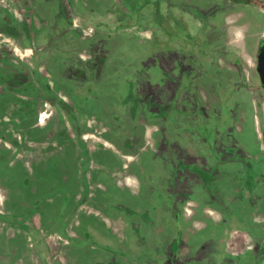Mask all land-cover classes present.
I'll use <instances>...</instances> for the list:
<instances>
[{
	"label": "rangeland",
	"instance_id": "1",
	"mask_svg": "<svg viewBox=\"0 0 264 264\" xmlns=\"http://www.w3.org/2000/svg\"><path fill=\"white\" fill-rule=\"evenodd\" d=\"M56 1L29 0L31 16L18 10L21 0L0 2V18L8 11L13 21L34 25L31 45L0 29V264H175L169 250L178 239L188 264H253L264 239V116L255 72L263 27H221L212 9L218 0H173L157 41L145 40L142 26L107 24L101 71L73 77L65 46L48 42L59 31ZM85 1L96 9V0ZM203 21L227 34L224 53L211 60L193 44ZM74 24L83 38L95 35ZM178 26L184 32L175 35ZM13 72H26L30 83L14 89L6 83ZM131 95L154 101L140 106ZM84 123L97 135L104 127L102 138L117 152L83 139ZM55 140L62 148L51 152L47 142ZM82 140L91 149L84 145L87 156L74 158L71 144ZM231 157L244 171L219 161ZM125 173L135 188L117 183ZM66 232L73 236L65 260L59 253L68 245L57 235ZM234 232L252 240L240 255L228 250Z\"/></svg>",
	"mask_w": 264,
	"mask_h": 264
},
{
	"label": "flooded vegetation",
	"instance_id": "2",
	"mask_svg": "<svg viewBox=\"0 0 264 264\" xmlns=\"http://www.w3.org/2000/svg\"><path fill=\"white\" fill-rule=\"evenodd\" d=\"M173 0H108V4H105V7L102 9L100 6H97L96 9H90L88 4L85 0H60L59 5H53V11L57 15L58 18L57 22H54V28H57L59 31L50 38L49 45L53 43V41H61L63 51L66 53V57H64L65 65H71L69 68V75L73 77L77 76H89V73L94 71V68H99L98 73L101 71L100 63H104L106 53L103 49L104 43L103 40L100 38L102 35L101 32H105V28L107 24L111 27L113 26L117 30L121 29H128L130 27H135V25H139L140 27H144V37L145 40L150 41H157V37H155L156 32H162L161 27H164L162 23V14L168 13L171 7V2ZM3 2V0H0ZM56 3L57 1L54 0ZM214 2V1H213ZM219 5H215L212 9L214 12H218L219 15V24L221 27L228 28L229 26L235 27L238 30H242L243 32H248L252 28L263 27L264 29V0H218ZM217 3V2H216ZM19 11L25 12L29 16L32 12L28 11L29 7V0H21L18 4ZM202 8H207L206 3H204ZM211 9V10H212ZM208 11V10H207ZM206 12V9H204ZM212 15L214 16V12L211 11ZM6 15H2L3 18H0V29L3 33L7 34L8 36L19 37L20 35L23 36V44L31 45V33L30 29L34 27L32 23L28 25L25 20L21 23H17L13 21V18L8 16V11H5ZM211 15V16H212ZM216 15V14H215ZM237 15V19L232 20L231 22L228 21V16ZM211 16L209 18H211ZM94 18V21H92ZM167 18L169 19L168 15ZM75 19L79 21L80 27L84 30V28L90 27L95 35H92L88 38H83L80 33L74 29V21ZM91 19V21H89ZM211 21V20H210ZM231 23V24H230ZM58 24L59 26H57ZM50 25V23H49ZM109 27V28H110ZM222 28L211 24L209 21L200 22L198 25V33L197 36L194 38L193 44L197 47V45H201L203 47L202 54H206L210 56V60L216 58L214 56L224 53V42L227 34L225 32V37L223 36V32L220 30ZM177 31H174L173 34H182L184 32V28L181 26L176 27ZM86 30V29H85ZM182 31V32H181ZM148 32V33H147ZM147 36V37H146ZM62 39V40H61ZM85 39V40H84ZM257 48L255 54V72L257 75V79L262 90L261 82L258 77V73L256 70L257 66V54L262 45H264V35L257 40ZM219 50H221L219 52ZM214 53V54H213ZM86 54L89 56L90 60H86ZM13 58V57H12ZM6 62L11 63L10 60L6 59ZM20 65L19 62H17ZM184 73H187L185 69ZM78 73L79 75H77ZM4 74L0 72V87L4 84ZM6 83L11 85L14 89L21 88L26 86L30 83L29 81V74L26 72L19 73L13 72L11 76L7 78ZM44 83V82H43ZM45 84V83H44ZM47 85V84H46ZM3 90V89H2ZM142 91V88H141ZM145 92L147 95H151L150 87L146 85ZM4 92H0V99H3ZM136 100L140 106L142 104L151 105L154 99L151 98L150 104L147 100H140L137 99L136 95L130 96ZM151 97V96H150ZM155 103V102H154ZM3 102L0 101V112L2 109ZM61 107L65 108L63 102H60ZM199 111L202 109L201 103H199ZM66 109L68 114L70 115V122L72 124L73 130L77 132V126L75 127V117L74 112L72 110ZM262 111H263V91H262ZM205 115V114H204ZM264 116V111H263ZM45 114H41L39 118V123H44ZM264 119V117H263ZM263 127H264V120L262 125V146L264 148V139H263ZM232 159V160H231ZM229 160H219L220 162H231V166L233 168L243 169V167L239 164V160L237 159V163L239 165H235L232 163L234 160L231 157ZM225 172V170H224ZM227 172V170H226ZM229 174V172H227ZM232 174H235L232 172ZM256 177L263 178V174H255ZM242 177V175H240ZM257 182H260L257 181ZM185 212L187 215H191V211ZM210 216H215L214 213L208 211ZM140 217V215H137ZM143 217V216H141ZM219 219V217H216ZM58 240H64V236L57 235ZM250 238V237H249ZM251 239V238H250ZM252 240L249 241L247 245L241 248L240 252L236 255H240L241 252H246L250 249V244ZM174 248V249H173ZM184 248L181 245L180 240L178 239L176 242H173L170 246V252L172 253L171 259L175 264H188L191 260L183 259L181 256L180 251ZM247 248V249H245ZM256 253L257 259L253 264H264V239L258 241L256 246ZM4 250L1 249L0 252ZM13 253V250L12 252ZM169 255V254H168ZM167 255V256H168ZM192 262V261H191Z\"/></svg>",
	"mask_w": 264,
	"mask_h": 264
},
{
	"label": "crops",
	"instance_id": "3",
	"mask_svg": "<svg viewBox=\"0 0 264 264\" xmlns=\"http://www.w3.org/2000/svg\"><path fill=\"white\" fill-rule=\"evenodd\" d=\"M95 2L97 4V6H100L102 9L105 7V4L106 5L108 4V0H96ZM121 30L127 31L128 29H121ZM104 130H105V128L102 127L101 132H99L98 135H97V134H95V132H92L93 130H89V128L87 126V123L86 124L84 123V125L82 126V131L81 132H82V134L85 135V136H83V139H87V137H95V138H98V140H100V142L98 144H96L98 150L101 147H103L104 149H109L110 148L111 150H114V147L112 146V144L109 143L107 140L102 138V134H103ZM96 131H98V129ZM61 135H62V133L59 132L58 135H57V138L60 139V140L61 139H65V137H62ZM130 140H132V139H130ZM84 143H85L84 140L78 141V142H72V144L68 143V144L72 145V156L74 158H76V156H78V157H80V156H85L86 157L87 156V154L85 152L86 149L84 148V145H85V147H88V148H90L91 146L89 145V143L88 144H84ZM47 145H48L47 146L48 150H50L51 152H54V150H56V148H58V149L62 148L61 145L58 147V142L56 140L53 141V142L48 141ZM105 145L108 146L109 148H105ZM13 149L16 152V148H13ZM29 151H30V149H28L27 152H29ZM95 152H92V153H95ZM114 152H117V151L114 150ZM119 158L123 159V161H125L126 159L127 160L132 159L134 161L136 160V158L134 156L129 155V154H124L123 155L122 153H120ZM78 171H79V173H81L82 170L79 169V167H78ZM117 174H119V173H117ZM115 176H116V174H115ZM117 183L119 185L123 186V187H128L130 189H133V188H135L137 186L136 181L131 177V175H129V173H125L124 176L122 177V179L121 178H117ZM260 199H261L262 202H264V192H263L262 195H260ZM37 221L41 225L40 217L37 218ZM46 227L52 228V224L47 223ZM65 234L66 235L64 236V240H66V244L68 246L65 248L64 254L59 253V255H60V258L63 257V259L66 260V259H68V253H69L68 247L70 248V243H69L70 242V237L73 236V234H69V232H66ZM231 238H232V241L228 244V250L232 254H238L240 252L241 248H243L245 245H247L249 243V241H251V239L249 238L248 234L244 235V234H241L239 232L232 233ZM14 253L15 252H13V254ZM60 263L63 264L64 262H60Z\"/></svg>",
	"mask_w": 264,
	"mask_h": 264
},
{
	"label": "water",
	"instance_id": "4",
	"mask_svg": "<svg viewBox=\"0 0 264 264\" xmlns=\"http://www.w3.org/2000/svg\"><path fill=\"white\" fill-rule=\"evenodd\" d=\"M256 70L258 73L259 80L261 82L263 91V111H264V45H262L257 54V66ZM263 139H264V127H263Z\"/></svg>",
	"mask_w": 264,
	"mask_h": 264
}]
</instances>
